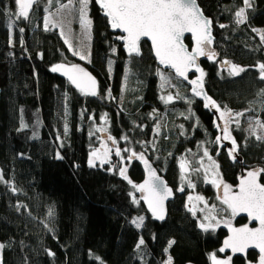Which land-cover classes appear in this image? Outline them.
Masks as SVG:
<instances>
[{"label": "trees", "instance_id": "1", "mask_svg": "<svg viewBox=\"0 0 264 264\" xmlns=\"http://www.w3.org/2000/svg\"><path fill=\"white\" fill-rule=\"evenodd\" d=\"M197 2L211 18L215 36V56L202 62L206 91L221 110L227 106L264 120V95L260 94L264 79L256 69L264 63V45L256 32L264 34V0H253L245 12L247 19L239 24L235 12L243 6L242 0ZM56 6L55 0H36L30 19L25 20L17 18L15 0H0V174L10 182H0L2 264H97L90 250L105 264H166L168 257L171 264H212L210 255H220L226 232L223 227L203 231L187 207L189 189L178 188L180 154L195 149L196 157L201 143L209 148L212 144L223 180L237 184L239 166L217 148L210 114L169 71L185 101L163 103L160 68L148 44L141 43L139 58L127 57L94 0L89 3L90 60L82 63L57 29L42 27V17ZM222 60L245 71L232 76L224 65L218 68ZM58 63L85 65L98 80L97 95L76 90L52 72ZM161 114L166 115L167 126L153 143ZM101 121L112 137H126L128 148L146 155L173 188L174 198L163 222L155 220L140 199L137 203L132 199L134 188L129 181L142 179L138 158L129 162L127 179L108 165L89 166L92 127ZM22 122L27 127L18 131ZM231 136L237 140L245 166L264 169V140L246 139L239 129ZM260 180L264 183V172ZM196 182L202 190L201 179ZM49 208L54 209V217L48 216ZM140 216L143 226L137 228L131 221ZM243 221L238 218L235 223ZM141 238L145 243L137 250ZM170 240L174 241L171 247ZM255 258L249 252L246 258L230 262L246 264Z\"/></svg>", "mask_w": 264, "mask_h": 264}, {"label": "snow or ice", "instance_id": "2", "mask_svg": "<svg viewBox=\"0 0 264 264\" xmlns=\"http://www.w3.org/2000/svg\"><path fill=\"white\" fill-rule=\"evenodd\" d=\"M72 0H69L71 4ZM79 4V13L81 24L90 29L91 21L86 18V8L88 6V0H77ZM18 6L17 18H23L25 20L30 19L29 9L33 7L36 0H15ZM103 10L104 14L107 16L108 21L113 29H121L126 35L118 37V39L124 41V47L128 51L129 55L136 54L140 55V41L142 37L150 38L152 42L153 51L155 56L158 58L161 64L170 66L175 69L176 75L184 77L187 79V71L190 67L195 66L196 71L201 75L197 80L191 81L192 84L198 85L200 89L203 87L202 78L205 75L203 69L196 65V57L207 55L209 59L214 58V53H212L207 45L212 43L211 37V24L212 21L203 15V12L199 9L197 5V0H96ZM243 6L240 7L235 12L236 23H243L247 17L245 15L246 9L252 7L253 0H242ZM62 8L67 7V5H61ZM45 27L47 28L48 17H45ZM55 26V25H53ZM220 27H225L221 24ZM20 32L24 29L20 28ZM255 31V30H254ZM185 32H191L196 40V46L191 52L187 51L181 42V38ZM262 41H264V34L261 36ZM23 42V41H21ZM65 43H68L65 40ZM71 47V46H70ZM115 51V49H113ZM76 55H80L78 52H74ZM80 59H85L83 55H80ZM111 63V62H110ZM228 63V62H225ZM232 71L230 75L238 76L241 72L245 71L243 67L237 65H231ZM63 69L64 75H66L72 84H75L77 88L81 89L82 92L85 91L84 81H87V91L85 94L95 96L96 92V81L88 73L84 72L83 69L79 68L77 65H72L71 67H66L63 64H57L52 66L51 71L57 72ZM260 77L264 79V63L259 64ZM158 73L164 84H168L169 78L166 77L162 72ZM163 86V85H162ZM195 95L200 96L201 91L197 88H193ZM261 95H264V90H261ZM178 95V94H177ZM205 100L208 102L205 107L209 104L213 108L219 111V106L215 101L211 100L206 94H204ZM162 99H165L162 97ZM173 99L172 95H168L165 102H169ZM221 117L231 116V109L225 106V111L221 112ZM236 115H242L237 113ZM261 128H264V124L260 123L259 120L256 122ZM237 127H239V121L236 122ZM27 125L23 122L20 125V129L26 128ZM182 127V126H181ZM252 128V125H249ZM65 132H67V126L65 127ZM223 139L231 140L232 147L229 149V155L235 159V153L237 151L236 140L233 139L227 128V121L223 129ZM252 134L255 135V129L252 128ZM35 135V134H34ZM258 140L264 139L262 136L256 137ZM124 139H127L124 137ZM217 141L221 139L217 136ZM119 155V150L117 151ZM133 155H136L133 153ZM204 155L207 156V150H205ZM58 158L59 153L57 154ZM93 153L90 156L88 164L90 167H94V157ZM139 159L143 160L144 157L141 154ZM101 163L105 161L101 160ZM147 164V161H145ZM181 172L184 173L186 170V164L181 163ZM218 169V165L216 166ZM194 171H199V169H194ZM126 170L121 169L120 174L127 179L125 175ZM264 169H256L249 171L247 174V179H242L239 184V190L233 192L231 186L228 184H223L224 196L222 198V203L231 209L232 215L235 216L237 212H247L250 219L258 220L260 227L257 229H250L246 226L238 229H230L233 232V236L224 241V247L219 251L223 252L225 248H231L233 253L244 252L248 248L249 244H255L259 248L260 256L258 264H264V184L258 182L257 177ZM153 181H157L160 178L155 176L154 170L151 173ZM0 182L9 183L3 180V175L0 174ZM222 182V181H221ZM129 183H132L129 181ZM216 184V181L213 180ZM162 184V182H161ZM149 181H145L140 185H133L137 190L145 191L149 190L150 195L145 196L144 199L148 203L149 209L152 211L153 215L160 220L165 219L163 214V200L166 196L171 195V189H167L166 186L163 187V195L160 194V190L156 189L153 184L152 189H148ZM189 186L191 182L189 181ZM17 191L15 187L12 189ZM183 191V188L179 189ZM189 199H192L189 197ZM198 200H202V197H197ZM20 205L17 206V211L20 209ZM159 209V211H158ZM195 215V210L190 209ZM55 212L53 208H49L48 216L54 217ZM207 222H201L199 227L207 232L209 230H215V224L212 222L215 217L206 216L204 218ZM144 217H136L131 223L137 228L143 226ZM49 231H54L53 228H49ZM145 241L143 238L139 240L136 245V249L139 250ZM174 243L170 240L168 242L169 247ZM5 245L0 243V248H4ZM168 249L165 248V251ZM50 256L55 254L51 251L48 252ZM89 256L97 261V264H105L102 257L95 255L91 250L89 251ZM213 264H230L231 257L227 259H217L216 256L212 255ZM171 257H168L166 264H171ZM2 264V261H0Z\"/></svg>", "mask_w": 264, "mask_h": 264}, {"label": "rangeland", "instance_id": "3", "mask_svg": "<svg viewBox=\"0 0 264 264\" xmlns=\"http://www.w3.org/2000/svg\"><path fill=\"white\" fill-rule=\"evenodd\" d=\"M59 0H55L57 6L49 11H47L44 16L42 17V27L44 29H57L58 33L60 34L64 44L67 46L69 51L82 63L88 64L90 60V50H91V27L90 29L84 27L80 21V13H79V4L77 0H72L71 4H69V0H66L64 3H58ZM51 4V2H49ZM89 3L86 8V18L91 21L89 16ZM61 5H67V7L62 8ZM48 17L47 21V28L45 27L46 21L45 17ZM55 25V26H53ZM257 34L262 36L263 32L260 30H256ZM65 40L68 43H65ZM262 41V39H261ZM264 45V41H262ZM71 46V47H70ZM74 52H78L80 55H83L85 59H80V55L74 54ZM111 62V63H110ZM109 62L108 69L109 71L112 70V61ZM222 65L228 69L231 73V63H225L226 60H222ZM258 73L260 74L259 64L256 66ZM159 72H162L166 77L169 78V83L164 84L161 80V77L157 71L159 80H160V88H161V97L167 98L168 95H172L173 99L169 102H165V99H162V102L165 104L173 103L178 100H184L183 91L180 87L173 81V77L168 74L167 71L162 69H158ZM163 85V86H162ZM124 89V83L122 84L121 90ZM178 94V95H177ZM263 110H264V100H263ZM225 110H221L224 112ZM237 113H241L242 115H236ZM225 122L227 121V127L232 135L234 129H239L243 132L246 139L254 138L257 141H263L264 139L258 140L257 136L264 137V128H261L256 122L257 120L260 123L264 124V120L261 117L255 116L250 117L243 115V112H235L231 111V116L224 117ZM239 121V127H237L236 122ZM252 125V128L255 129V135L252 134V128L249 125ZM167 126V119L166 115L161 114L158 116V120L155 123V138L153 139V143L155 139H158L159 136L162 135L161 129H165ZM91 135L94 139V144L90 151V156L95 154L94 163L95 166L102 167L104 165H108L110 168H115L117 171L120 172L121 169H125V175H127V166L132 158H139L142 154L140 152H134L132 149L128 148L125 144V139H116L112 137L106 128L104 121L100 123H95L92 127ZM214 144V143H213ZM212 144L210 143L209 146H206L205 143H201L198 145V151L200 153L194 157L193 154L195 151L187 149L183 151L178 160V167H180L181 163H186L189 167L188 174H184L180 172V182H179V189L186 186L189 190L186 196V204L189 209L195 210V215L199 221L207 222L204 220L206 216L215 217V220L212 221L216 226L215 229L218 227H225L230 225H235L236 219L235 216L232 215L231 209H228V206L222 203V194H224V187L223 184H228L225 182L221 176L219 170V164L216 159V153H213L211 150ZM119 150V155H117V151ZM207 150L208 155L205 156L204 152ZM135 153L136 155H133ZM101 160L105 161V163H101ZM218 165V169L217 166ZM194 169H199V171H194ZM201 179V189L205 190L206 185H208V192L205 193L202 190H199L197 187V179ZM213 180L216 181V184L213 183ZM189 181L191 182L192 186H189ZM222 181V182H221ZM132 186L137 185V182L130 183ZM230 185V184H228ZM205 186V187H204ZM232 191L235 190L236 185H230ZM185 187V188H186ZM134 191L132 192V199L137 203L139 200V196L137 193V189L135 187ZM191 197L192 199H189ZM197 197H202V200H198ZM193 213V212H192ZM223 248V245L218 249L220 250ZM1 252V248H0ZM215 255L217 259H226V253L220 252V255H217L216 252H212L210 255V261H212V255ZM1 261V258H0ZM246 262V259L244 260ZM230 264H232L230 262ZM246 264H250L249 261Z\"/></svg>", "mask_w": 264, "mask_h": 264}, {"label": "water", "instance_id": "4", "mask_svg": "<svg viewBox=\"0 0 264 264\" xmlns=\"http://www.w3.org/2000/svg\"><path fill=\"white\" fill-rule=\"evenodd\" d=\"M94 1H95V4L98 6V8L101 10L103 16L107 19V22H108V26H109L110 31H112L113 33H116L117 34V40L121 44V48H122V50L124 51V53L126 54L127 57L133 56V57H138L139 58L141 56V54H142V51H141V43L142 42H146L148 44V46H149V49H150L151 54H152V57H153L155 63L157 64L158 68H160V69H162L164 71H169L177 80H179L180 82H182L184 85H186L188 87V92H189V94L193 98H195L196 100H199L201 102L202 108L205 111H207L210 114V116H211V124H212V127H213L214 131H215L214 142H215L217 148L224 150L225 155H226V157H227V159L229 160L230 163H232V164H235L236 163L239 166V173H238V178H237V184H236V188H235V190L233 192L238 191L239 190L240 181L242 179H247L248 172L249 171L256 170V169H260V168H258V167L247 168L245 166V164H244V158H243V156H242V154L240 152V147H239V145L237 143V140L233 136H231V137L233 139H235L236 140V143H237V151L235 153V157L236 158L233 159V157L229 155V149L232 147V143H231V140H225V139H223V135H224L223 129L225 127L226 122H225L224 117H221V115H220L221 114V109L219 107V111H218L216 108H213L211 106V104H209L208 107H205V104L208 103V102L205 100L204 94H206L208 97H210L211 100H213V101H215V100L206 91V88L204 86V76L202 78V83H203L202 89H200L198 87V85H194V84L191 83V81L197 80V78L200 77V75H201L199 72L196 71L195 66L190 67L188 69V71L186 73L187 79H185L184 77L177 76L176 75V72H175V69L171 68L170 66L161 64L159 62L158 58L155 56V53L153 51L152 42H151L150 38H148V37H142L141 38V41H140V44H139L140 53H141L140 55H136V54L129 55L128 51L124 47V41L118 39V37H120L122 35H126V34L123 33L121 29H113L111 27V25H110V23L108 21V18L104 14V12L101 9L100 5L98 3H96V0H94ZM34 5H33V7H34ZM197 5H198L199 9L203 12V10H202L201 6L198 4V2H197ZM33 7L29 9V13H31V11L33 10ZM203 15L206 18H208L209 20H211V18L209 16H207L206 14H204V12H203ZM211 37H212V43L211 44H208L207 45V48L212 53L215 54V48H214L215 36L213 34L212 24H211ZM187 38H188L189 42L186 41ZM181 42L183 43L184 47L189 52H191L192 49L196 46V40L193 37V34L191 32H185L183 34L182 38H181ZM204 60H209V58H208L207 55L197 56L195 63H196L197 66H199L201 69H203L202 62ZM58 64H63L66 67H71L72 65L79 66V68L83 69L84 72L90 74L95 79V81H96V92H98V80L90 72V70L85 65H83L81 63H71V64L70 63H58ZM55 65H57V64H55ZM217 66H218L219 69H221L222 68V62L221 61H218L217 62ZM203 71H204V69H203ZM54 73H56L63 80H65L66 82H68L73 88H75L76 90L81 91V89L77 88L75 84H72L69 81L68 77L66 75H64L63 69H61L60 71L54 72ZM84 85H85V91L84 92H86L87 91V81L86 80L84 81ZM193 88H197V90L198 91H201L202 94L200 96L195 95L194 92H193ZM216 104H217V102H216ZM217 136H220L221 137V139L219 141H217V139H216ZM142 155L144 157L143 160H141V159L138 158V161H139L140 166H141V169H142V179L137 183V185L143 184L147 180V181H149L148 189H152L153 188V184H154L156 186V189L157 190H160V194L161 195H163L162 189H163L164 186H166L167 189H171V195L166 196V198L163 200V205H162L163 214H164L165 219H166V217H167V205L174 198V190L168 184V182L165 179V177L162 174H160V172L155 167V165L153 164V162L146 155H144V154H142ZM145 161H147V164H145ZM153 170L155 172V176H157V177L160 178L157 181H153L152 180L151 173H152ZM180 171H181V167H180ZM188 172H189V167L186 164V170H185L184 174H188ZM257 180H258L259 183L264 184L260 180V175L257 177ZM161 182H162V184H161ZM137 193H138L139 199H140L141 203L143 204V206L145 207L146 211L149 214H151L155 220H157L159 222H163L165 219H163V220L157 219L153 215L152 211L149 209L148 203L144 199L145 196H149L150 195L149 190H147V189L145 191L137 190ZM223 196H224V194H222V198H223ZM158 211H159V209H158ZM235 216L237 218H243L244 221L242 223H240V224H237V225H230V226L223 227L224 228V231L226 232V235H225V237L223 239V242H222L223 247H224V241L227 240V239H229V237L233 236V232L230 229H238V228H242V227H244L246 225L250 229H257V228L260 227L259 221L258 220H254V219H250L247 212H237V214ZM224 252L227 254V258L228 257H231V260H233L236 257L246 258L247 254L249 252H254L256 254V258L250 264H258V260H259V256H260L259 248H257L255 246V244H249L248 248H246L244 252L233 253L232 250H231V248H225ZM186 264H194V263L187 262Z\"/></svg>", "mask_w": 264, "mask_h": 264}, {"label": "flooded vegetation", "instance_id": "5", "mask_svg": "<svg viewBox=\"0 0 264 264\" xmlns=\"http://www.w3.org/2000/svg\"><path fill=\"white\" fill-rule=\"evenodd\" d=\"M235 219H238L236 216H235ZM243 219V218H242ZM235 225H237L236 223H235ZM226 259H227V255H226Z\"/></svg>", "mask_w": 264, "mask_h": 264}]
</instances>
